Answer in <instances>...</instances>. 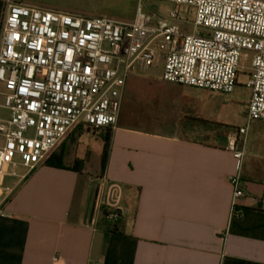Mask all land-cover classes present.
Instances as JSON below:
<instances>
[{"label": "crops", "instance_id": "1", "mask_svg": "<svg viewBox=\"0 0 264 264\" xmlns=\"http://www.w3.org/2000/svg\"><path fill=\"white\" fill-rule=\"evenodd\" d=\"M14 1L119 23H132L137 10L124 13L109 0ZM3 13L0 0V27ZM139 79H127L113 128L77 126L24 180L5 169L1 187L13 192L0 191L10 214L0 218V264H264V122L248 130L246 196L232 208L236 163L226 141L237 128L214 107L223 95L161 79L147 84L149 98L137 93L133 105L127 94ZM93 154L100 161L95 171L88 169ZM102 176L139 193L134 214L123 212L122 235L97 227L95 189Z\"/></svg>", "mask_w": 264, "mask_h": 264}, {"label": "built area", "instance_id": "2", "mask_svg": "<svg viewBox=\"0 0 264 264\" xmlns=\"http://www.w3.org/2000/svg\"><path fill=\"white\" fill-rule=\"evenodd\" d=\"M139 0L132 23L86 18L4 0L0 27V179L24 180L79 125L100 132L117 123L127 79L161 63L162 80L227 96L239 63L250 59L243 126L230 133L226 150L236 163L229 178L231 207L246 196L242 174L249 126L264 122V0H159L193 12L145 13ZM189 27L191 30L189 31ZM247 55L242 56V52ZM16 167L26 174L19 176ZM11 194V188H2ZM95 207L116 221L132 216L135 188L96 185ZM0 218L10 214L2 209Z\"/></svg>", "mask_w": 264, "mask_h": 264}, {"label": "rangeland", "instance_id": "3", "mask_svg": "<svg viewBox=\"0 0 264 264\" xmlns=\"http://www.w3.org/2000/svg\"><path fill=\"white\" fill-rule=\"evenodd\" d=\"M116 4H120L121 7L124 9V13H128V11L136 10L137 5L140 3L139 0H109ZM141 7L143 12L149 13L154 12L158 13L162 16H166L170 11H179L181 12V15L186 18L188 21L193 20V12L186 8V7H176L174 4L166 2V1H159V0H143L141 3ZM191 28L189 27V31ZM247 55L250 57V53L247 51L242 52V56ZM250 67V59H242L239 63V73L237 76V84L234 89V91L227 95V96H221L214 99V107H217L222 110V119L230 123V126L233 128H238L244 125L245 119H246V108L247 103L249 99V90L245 87L247 78H248V68ZM162 68L163 64L158 63L154 65L153 67L145 70L144 72H140L136 75L139 76V85L138 87L131 86V91H129L127 98L129 99V103L132 102V104H135V95L138 93L141 100L147 99L151 96V92L147 90L148 83L150 81H161L162 79ZM1 90V87H0ZM131 97V101L130 98ZM144 97V98H143ZM3 103V99L0 97V105ZM131 104V105H132ZM6 112L2 109H0V117L5 118ZM252 125V124H251ZM249 126V128L251 127ZM253 128V125L252 127ZM92 135H95L94 133ZM252 136V135H250ZM252 139L251 137H249ZM264 142V138H262ZM91 165L88 169L92 170H99L100 168V161L99 158L93 154L91 158ZM246 186L248 183L245 184ZM249 186V185H248ZM94 191V188H93ZM251 191V190H249ZM100 220V215L98 216V219Z\"/></svg>", "mask_w": 264, "mask_h": 264}, {"label": "trees", "instance_id": "4", "mask_svg": "<svg viewBox=\"0 0 264 264\" xmlns=\"http://www.w3.org/2000/svg\"><path fill=\"white\" fill-rule=\"evenodd\" d=\"M110 133H107L104 138V150H103V158H102V170H104V166L106 163V158L108 156L109 152V146H110ZM81 162L77 161L76 165L80 166ZM108 212L105 210H102L100 213V220L97 221V227L99 229H102L106 233L113 234V235H122V216H119V218L116 221H110L108 219Z\"/></svg>", "mask_w": 264, "mask_h": 264}]
</instances>
